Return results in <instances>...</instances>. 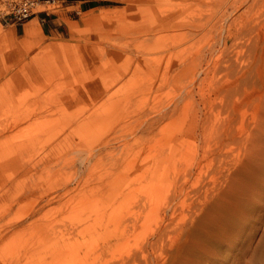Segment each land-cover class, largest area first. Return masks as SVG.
<instances>
[{
	"label": "rangeland",
	"instance_id": "rangeland-1",
	"mask_svg": "<svg viewBox=\"0 0 264 264\" xmlns=\"http://www.w3.org/2000/svg\"><path fill=\"white\" fill-rule=\"evenodd\" d=\"M258 1L0 22V264H264Z\"/></svg>",
	"mask_w": 264,
	"mask_h": 264
},
{
	"label": "crops",
	"instance_id": "crops-1",
	"mask_svg": "<svg viewBox=\"0 0 264 264\" xmlns=\"http://www.w3.org/2000/svg\"><path fill=\"white\" fill-rule=\"evenodd\" d=\"M95 0H65V9L61 14H57L54 11H43L40 14L33 16L31 19L23 23L22 25L15 24V26H21L25 29V25L37 18L41 24L43 30L46 29L47 32L52 34H59L63 32V28L68 25L69 21L78 20L76 15L82 12L88 11L96 7Z\"/></svg>",
	"mask_w": 264,
	"mask_h": 264
},
{
	"label": "built area",
	"instance_id": "built-area-1",
	"mask_svg": "<svg viewBox=\"0 0 264 264\" xmlns=\"http://www.w3.org/2000/svg\"><path fill=\"white\" fill-rule=\"evenodd\" d=\"M65 0H0V22L5 25H22L33 16L42 13L48 9L38 10L42 3H55Z\"/></svg>",
	"mask_w": 264,
	"mask_h": 264
},
{
	"label": "bare ground",
	"instance_id": "bare-ground-1",
	"mask_svg": "<svg viewBox=\"0 0 264 264\" xmlns=\"http://www.w3.org/2000/svg\"><path fill=\"white\" fill-rule=\"evenodd\" d=\"M258 0H256V2H257ZM259 2V1H258ZM263 2H264V0H263ZM259 4V3H258ZM262 5V4H261ZM36 21H31V23H29V25H28V27H27V29H26V31H27V33H30L31 32V30H32V24H34ZM252 28V27H251ZM247 29V28H246ZM249 30V29H248ZM212 153V152H211ZM224 155V154H223ZM208 156H210L209 154H208ZM220 157V156H219ZM221 157H222V155H221ZM226 157V156H225ZM211 158V157H210ZM223 158V157H222ZM210 159H209V163H210ZM199 165H201V164H199ZM207 165V164H206ZM201 167L203 168L204 166H202L201 165ZM201 171H202V169H201ZM203 175V174H202ZM202 175L199 173V176H201L202 177ZM199 178V177H198ZM200 179H202V178H200ZM199 179V180H200ZM204 179V178H203ZM210 180V179H209ZM202 181V180H201ZM209 182V181H208ZM207 182V183H208ZM214 182V181H213ZM204 182L202 181V183L201 184H203ZM209 183H211L212 184V182L210 181ZM199 184H200V182H199ZM210 184V185H211ZM214 184V183H213ZM204 186H203V188L205 187V184H203ZM201 186V185H200ZM206 186H207V184H206ZM215 187V186H214ZM217 187V186H216ZM208 188H209V186H208ZM205 189V191H207V188H204ZM203 189V190H204ZM200 190V189H199ZM203 190H201V191H203ZM213 190V189H212ZM201 191H199V192H201ZM198 192V193H199ZM213 192V191H212ZM214 194V193H213ZM201 196V195H200ZM204 196V195H203ZM205 197H206V195H205ZM212 197V196H211ZM208 198V197H207ZM204 199V198H203ZM207 200V199H206ZM206 200H204V201H206ZM209 200H210V198H209ZM207 203V202H206ZM246 205V204H245ZM224 208V207H223ZM231 210V209H230ZM227 212V211H226ZM225 213V212H224ZM228 214V213H227ZM208 216V215H207ZM229 216V215H228ZM230 216H231V214H230ZM217 217H219V216H217ZM225 218V217H224ZM228 218V217H227ZM222 219V218H221ZM218 220V219H217ZM213 222V221H212ZM214 223H215V221H214ZM216 224H218V222L216 223ZM226 224V223H225ZM198 225V224H197ZM208 225V224H207ZM223 225V224H222ZM211 227H216V225L215 226H211ZM228 227V226H227ZM216 229V228H215ZM217 230V229H216ZM211 232V231H210ZM210 235H212V234H210ZM216 235V234H215ZM209 236V235H208ZM212 237V236H211ZM218 237V236H217ZM201 243H203V242H201ZM206 245V244H205ZM204 246V245H203ZM214 247V246H213ZM207 248V247H206ZM205 249V248H204Z\"/></svg>",
	"mask_w": 264,
	"mask_h": 264
},
{
	"label": "trees",
	"instance_id": "trees-1",
	"mask_svg": "<svg viewBox=\"0 0 264 264\" xmlns=\"http://www.w3.org/2000/svg\"><path fill=\"white\" fill-rule=\"evenodd\" d=\"M94 3H95V1H94Z\"/></svg>",
	"mask_w": 264,
	"mask_h": 264
}]
</instances>
